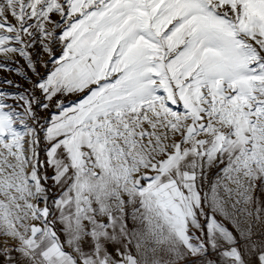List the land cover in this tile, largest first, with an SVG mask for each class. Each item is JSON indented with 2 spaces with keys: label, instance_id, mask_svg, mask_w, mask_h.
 Segmentation results:
<instances>
[{
  "label": "snow or ice",
  "instance_id": "1",
  "mask_svg": "<svg viewBox=\"0 0 264 264\" xmlns=\"http://www.w3.org/2000/svg\"><path fill=\"white\" fill-rule=\"evenodd\" d=\"M0 264H264V0H0Z\"/></svg>",
  "mask_w": 264,
  "mask_h": 264
}]
</instances>
